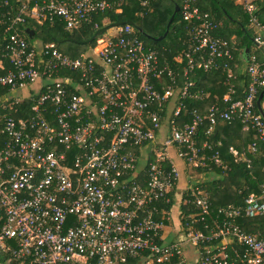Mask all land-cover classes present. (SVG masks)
<instances>
[{"label": "built area", "instance_id": "1", "mask_svg": "<svg viewBox=\"0 0 264 264\" xmlns=\"http://www.w3.org/2000/svg\"><path fill=\"white\" fill-rule=\"evenodd\" d=\"M233 1L244 5L251 25L260 31L254 43L264 47L258 0ZM123 2L36 1L32 7H20L8 30L24 22L28 12L41 25L61 19L67 31L86 23L98 31L102 27L95 17L108 10L119 12ZM196 2L184 0L182 7L184 20L200 21L191 32L193 48L185 54V76L195 69L220 68L225 57L232 58V42L215 35L219 24ZM5 18L0 7V26ZM137 32L130 24L110 28L76 58L55 42L30 45L19 33L10 35L3 50L10 68L0 74V264H128L134 258H142L141 264H183L185 243L165 244L162 239L169 218L158 205L170 202L168 194L181 176L167 158L168 149L177 148L180 158L197 166L203 149L210 148L208 142L199 146L201 128L209 136L221 121L237 119L245 131L255 130L264 141V118L256 111L263 68L256 63L249 67L252 83L244 100L224 110L213 105L206 114L194 109L190 121L181 124L192 83L176 86L174 71L161 64L157 51L149 50ZM165 74L175 86L158 89L152 79ZM38 82L34 93L14 97L17 90ZM29 97H35L30 116L7 114ZM173 100L175 107L166 111L168 136L158 146L167 121L164 108ZM148 145L155 146L139 168L135 148ZM215 162L221 164L218 153ZM193 204L195 221L209 229L208 234L189 231L184 239L199 251L198 264H264V238L234 224L239 209H222L226 218L216 229L207 223L208 194L196 188ZM245 204L248 217H264V190L250 194ZM220 238L221 244L201 249ZM233 238L244 248L237 255L239 262L230 253Z\"/></svg>", "mask_w": 264, "mask_h": 264}, {"label": "trees", "instance_id": "2", "mask_svg": "<svg viewBox=\"0 0 264 264\" xmlns=\"http://www.w3.org/2000/svg\"><path fill=\"white\" fill-rule=\"evenodd\" d=\"M4 1L0 0L1 11L6 17L3 25L0 26V74L6 73L10 68V62L4 57L3 50L10 35L14 33H19L30 45H33L37 40L42 44L55 42L63 53L73 58L80 57L95 45V42L85 43L96 32L89 23L84 24L79 29L67 31L65 23L58 19L54 24L42 23L44 29H41L36 24V20L29 16L28 12L24 13V22L8 30V27L12 25V19L16 18L22 5L26 4L32 7L36 1L41 2L42 0H17L16 10L14 9L13 0H8L9 6H5ZM143 1L124 0L119 12L108 10L103 15L95 17V21L99 23L100 27L112 23L132 21L146 35L156 39L163 36L168 30L167 36L161 41L149 39L139 31L137 33L145 41L149 50L157 51L161 64L174 71L176 86L184 87L186 83H192L189 96L185 100L183 99L185 108L179 118L181 124L190 121V114L194 109L206 114L213 105L224 110L230 106L231 102L245 99L252 83V77L248 71L249 67L256 63L264 69V54L254 43V38L260 34V31L251 25L250 15L245 11L243 4L236 3L233 0H197L196 5L201 12L209 13L212 20L219 24V29L215 32V35L232 42V58L225 57L220 63V68L212 70L195 69L185 76V54L193 48L191 32L199 26L200 21L184 20L182 13L184 0H147V7L142 6ZM256 4L257 8L261 7V11L257 9L256 15L264 25V0H258ZM176 6H179L180 10L168 29V23L175 12ZM27 29L34 30V39H30L26 32ZM59 41L63 42L60 43ZM178 57H180V60H178ZM244 66H246V71L243 70ZM70 75L73 76L70 72H62L61 74V76ZM262 79V82H264V77ZM152 81L158 89H161L163 84L175 86V81L167 74L153 78ZM257 89L259 97L264 91V85L258 84ZM227 93H230V101L224 100ZM34 99L35 97H29L20 103L14 104V107L6 111L7 114L14 118L30 116ZM263 104L264 97L261 105L263 106ZM168 108L169 104L165 106L164 112L168 111ZM256 111L261 114L258 107ZM164 116L170 122L167 112L163 114ZM203 142H208L210 148L203 149L200 155V163L203 161L206 167H200L199 170H206L219 175L218 179L198 184L200 189L208 194L211 203V214L207 217L209 228L218 229L224 218H226L221 210L234 207L241 212V215L235 218L234 224L238 225L245 233L264 238V217L250 218L244 212L246 198L252 193L260 194L264 190V141L257 138L255 130L245 131L244 124L237 119L232 122L221 121L215 132L209 136L205 134V128H201L198 136L199 146ZM231 148L238 150L242 159L236 158L230 152ZM246 148L248 151L244 154L243 150ZM138 150L140 149L135 148V151ZM216 153L223 161L220 165L215 162ZM200 163L197 167L194 164H188L192 165V169H197ZM171 191L168 194L170 202L163 201L158 205L161 212L163 209L171 211L175 205L174 195ZM194 199L195 190H187L183 197L185 203L182 201L180 207L181 225L184 231L202 230L208 234L209 229H204L201 222L195 221L197 216L190 213L195 212ZM168 223L170 222L165 220V224ZM221 242L222 238L210 244H203L201 249L204 250L206 246L213 248L214 246L209 245L221 244ZM243 250L244 248L239 241L233 238L230 243V253L233 259H237L239 262L237 255L242 253ZM173 261H180V259L175 258ZM141 262L142 258H134L128 264H141ZM183 264H186V262Z\"/></svg>", "mask_w": 264, "mask_h": 264}, {"label": "crops", "instance_id": "3", "mask_svg": "<svg viewBox=\"0 0 264 264\" xmlns=\"http://www.w3.org/2000/svg\"><path fill=\"white\" fill-rule=\"evenodd\" d=\"M257 5V4H256ZM259 7V6H258ZM261 11V7L257 8ZM263 15V14H261ZM37 45H40L41 42L36 41L35 42ZM243 70L246 71V66L243 67ZM36 88L38 89V87L40 86V82L36 83ZM35 85L32 86L34 90L35 89ZM230 97V93H227L224 96V100L226 101V99H228ZM176 104V103H175ZM174 107V101H172V103L169 104V108L172 109ZM263 109H264V104H263ZM169 130V124H168V120L165 121L163 128L160 132V134L158 135V146H161L160 143L164 142V140L166 139V137L168 136ZM155 145H148L146 147L141 148L140 150L137 151L138 156H139V168H143L146 165V162L148 160V156L151 154L152 149ZM246 149L243 150V153L246 154ZM230 152L232 154H234V156L238 159H242V156H240L239 151L236 149L231 148ZM242 153V155H243ZM168 160L170 162H172L174 165H176L181 173L180 179L178 180L177 184L175 185V187L172 189L171 193L174 195V200H175V205L172 208L171 211H167L165 209L162 210V214H164L165 217L169 218V222L166 225V228L163 232L162 235V239H163V243L165 244H170V243H176V242H184L185 245L183 246V250L185 252L186 255V264H194V262H190V259H194L196 260V264H198V253L199 251L192 247L190 244H187L184 239L187 235V231H184L182 225H181V219H180V206L181 203L183 201V197L184 194L186 193L187 190H189L188 188L190 187L191 190H196V188H200V186L198 185L199 183H206L208 181H213L214 179H218L219 175H217L216 173H210L206 170L202 171L199 170L200 167H206L205 163H203V161L200 163L199 161V167L197 169H191L193 171L194 174L188 175V171L189 168L192 167V165H189L185 160H183L182 158H180L178 156V151L177 148L175 147H171L170 149H168ZM221 160V164L223 163L222 159ZM197 167V166H195ZM200 171V173L197 175L196 173ZM185 203V201H183ZM191 215L194 216L195 212H190Z\"/></svg>", "mask_w": 264, "mask_h": 264}, {"label": "water", "instance_id": "4", "mask_svg": "<svg viewBox=\"0 0 264 264\" xmlns=\"http://www.w3.org/2000/svg\"><path fill=\"white\" fill-rule=\"evenodd\" d=\"M13 4H14V7L16 8V6H17V0H13ZM179 10H180V7H179V6H176L175 12H174L173 16L171 17V19H170V21H169V23H168V29L170 28L171 24L173 23L174 18H175V16H176V14L179 12ZM18 15H19V13H18ZM36 24H37L41 29H44V28L42 27V25L39 24L38 22H36ZM125 24H130V25H132L136 30H138L140 33H142L145 37H147V38H149V39H152V40L161 41V40H163V39L167 36V34H168V30H167V32H166L163 36H161V37H159V38L156 39V38H153V37H150V36L146 35V34L143 32V30H142V29H141L136 23H134V22H132V21H126V22L112 23V24H109V25H107V26L102 27L101 29H99L98 31L95 32V34L93 35V37H92L89 41H87V42H85V43H86V44H90V43H92L97 37L103 35V33H105L108 29L113 28V27L123 26V25H125ZM26 32L28 33L30 39H34V37H35V36H34L35 32H34L33 29H27ZM59 42L61 43V42H63V41H59ZM256 46H257V48L260 49V50L262 51V53L264 54V47L261 46V45H256ZM263 97H264V91H263V92L259 95V97H258V100H257V107H258V109H259L261 115H262L263 118H264V109H263V107H262V105H261Z\"/></svg>", "mask_w": 264, "mask_h": 264}, {"label": "rangeland", "instance_id": "5", "mask_svg": "<svg viewBox=\"0 0 264 264\" xmlns=\"http://www.w3.org/2000/svg\"><path fill=\"white\" fill-rule=\"evenodd\" d=\"M38 42H39V40H37ZM34 86V85H33ZM35 89H37L36 88V85H35ZM34 89H33V87L32 86H28L27 88H25V89H20V90H17L15 93H14V97H16V98H18V99H22V98H24V97H26V96H28V95H30V94H32V93H34ZM174 101V107H175V100H173ZM172 103V102H171ZM173 107V108H174ZM172 108V109H173ZM169 124V123H168ZM192 168H189V171H188V175H190V173L191 174H194L193 173V169L191 170ZM197 175H199V174H202V173H200V171H198L197 173H196ZM188 189H190V187L188 188ZM183 203V202H182ZM181 207V206H180ZM199 254V253H198ZM183 259H184V261H186V255H185V252H183ZM199 257H200V255H198V263H199ZM187 262V261H186ZM190 262H194V264H196L195 262H196V260H194V259H190Z\"/></svg>", "mask_w": 264, "mask_h": 264}]
</instances>
